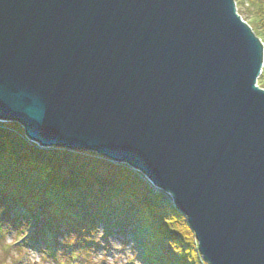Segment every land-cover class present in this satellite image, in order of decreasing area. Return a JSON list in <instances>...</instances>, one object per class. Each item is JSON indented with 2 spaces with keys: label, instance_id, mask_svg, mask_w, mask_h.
Instances as JSON below:
<instances>
[{
  "label": "water",
  "instance_id": "1",
  "mask_svg": "<svg viewBox=\"0 0 264 264\" xmlns=\"http://www.w3.org/2000/svg\"><path fill=\"white\" fill-rule=\"evenodd\" d=\"M263 50L234 0H0V122L142 175L205 264H264Z\"/></svg>",
  "mask_w": 264,
  "mask_h": 264
},
{
  "label": "trees",
  "instance_id": "2",
  "mask_svg": "<svg viewBox=\"0 0 264 264\" xmlns=\"http://www.w3.org/2000/svg\"><path fill=\"white\" fill-rule=\"evenodd\" d=\"M234 1L248 8L243 21L254 25L264 46V0ZM258 80L264 89V66ZM22 133L16 124H0L1 230L6 223L15 228L20 216L12 207L19 202L38 216L29 245L42 246L53 264H69L68 249L89 264L86 256L109 252L116 236L133 243V254L142 251L141 260L133 255L135 264H205L185 217L138 174L93 153L37 149ZM43 228L56 237L52 255L43 246Z\"/></svg>",
  "mask_w": 264,
  "mask_h": 264
},
{
  "label": "rangeland",
  "instance_id": "3",
  "mask_svg": "<svg viewBox=\"0 0 264 264\" xmlns=\"http://www.w3.org/2000/svg\"><path fill=\"white\" fill-rule=\"evenodd\" d=\"M234 4L236 7V14L243 21L244 16L248 12V8L246 6H237L235 1ZM243 23H247L250 29L254 28V25L251 24V22L247 19L245 20V22L243 21ZM258 40L262 44L261 40ZM260 76L261 74L259 75V77ZM258 79L256 81V87L264 90L262 86L258 85ZM5 226V228H7V231L5 235H3V238L0 239V264H53L50 259H46L42 256V246L37 247L29 245L27 248L23 247L20 249H16V239L22 237L24 234H18L16 231H14V228H12V226H10V224L8 223H6ZM112 241L113 242H111L109 247V252L100 251L90 256H86V262H88L89 264H129L131 260L134 259V251L132 249L133 243L127 240L122 243L121 241H119L118 236H116ZM84 261V259L81 261H79L78 259L76 261H73V264H84Z\"/></svg>",
  "mask_w": 264,
  "mask_h": 264
},
{
  "label": "bare ground",
  "instance_id": "4",
  "mask_svg": "<svg viewBox=\"0 0 264 264\" xmlns=\"http://www.w3.org/2000/svg\"><path fill=\"white\" fill-rule=\"evenodd\" d=\"M263 52H264V50H263ZM263 56H264V54H263ZM264 66V65H263ZM0 124H16V123H12V122H4V123H1L0 122ZM19 128H21V130H22V132H23V129H22V127L20 126V125H18V124H16ZM23 134V138L26 140V136L24 135V132L22 133ZM133 171V170H132ZM134 172V171H133ZM134 173H136V172H134ZM140 175V174H139ZM147 181V180H146ZM147 183L149 184V182L147 181ZM150 185V184H149ZM150 187L155 191L156 189H154L151 185H150ZM157 191V190H156ZM160 192V191H159ZM160 193H162V192H160ZM162 194H164L165 196H167L165 193H162Z\"/></svg>",
  "mask_w": 264,
  "mask_h": 264
}]
</instances>
